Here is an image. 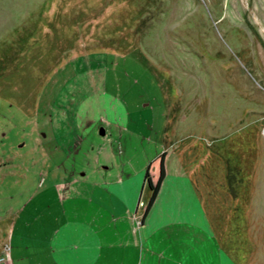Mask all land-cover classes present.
Here are the masks:
<instances>
[{"label": "rangeland", "instance_id": "rangeland-1", "mask_svg": "<svg viewBox=\"0 0 264 264\" xmlns=\"http://www.w3.org/2000/svg\"><path fill=\"white\" fill-rule=\"evenodd\" d=\"M109 104L180 156L236 262L264 264V0H0V201L35 179L48 116L71 134Z\"/></svg>", "mask_w": 264, "mask_h": 264}, {"label": "crops", "instance_id": "crops-1", "mask_svg": "<svg viewBox=\"0 0 264 264\" xmlns=\"http://www.w3.org/2000/svg\"><path fill=\"white\" fill-rule=\"evenodd\" d=\"M114 106L91 120L76 118L71 134L56 135L47 117L35 179L30 187L6 185L0 201V264H238L219 242L208 201L180 156L165 138L128 129ZM160 152L163 174L146 206L144 171L154 182ZM11 173L0 167V183Z\"/></svg>", "mask_w": 264, "mask_h": 264}, {"label": "trees", "instance_id": "trees-1", "mask_svg": "<svg viewBox=\"0 0 264 264\" xmlns=\"http://www.w3.org/2000/svg\"><path fill=\"white\" fill-rule=\"evenodd\" d=\"M162 160H163V152H160L159 155H158L159 171H158V175H157L156 179L154 180V182H152L149 179L147 170L144 171V181H146V186L149 189V194H148V197H147V200H146V206L152 200V198H153V196L155 194L158 182H159V180H160V178H161V176L163 174V161Z\"/></svg>", "mask_w": 264, "mask_h": 264}, {"label": "water", "instance_id": "water-1", "mask_svg": "<svg viewBox=\"0 0 264 264\" xmlns=\"http://www.w3.org/2000/svg\"><path fill=\"white\" fill-rule=\"evenodd\" d=\"M145 185H146V181H144ZM147 187V186H146Z\"/></svg>", "mask_w": 264, "mask_h": 264}]
</instances>
